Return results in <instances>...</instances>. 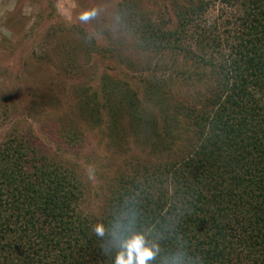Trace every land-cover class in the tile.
I'll return each instance as SVG.
<instances>
[{
  "label": "trees",
  "instance_id": "16d2710c",
  "mask_svg": "<svg viewBox=\"0 0 264 264\" xmlns=\"http://www.w3.org/2000/svg\"><path fill=\"white\" fill-rule=\"evenodd\" d=\"M218 3L220 26L206 21ZM119 17L142 61L127 60L128 78L104 74L98 92L80 87L82 118L165 157L118 175L102 210L86 213L75 168L31 134L2 136L0 264H115L95 229L127 208L161 262L183 247L204 264H264V0H172L155 11L126 0Z\"/></svg>",
  "mask_w": 264,
  "mask_h": 264
},
{
  "label": "rangeland",
  "instance_id": "374dc122",
  "mask_svg": "<svg viewBox=\"0 0 264 264\" xmlns=\"http://www.w3.org/2000/svg\"><path fill=\"white\" fill-rule=\"evenodd\" d=\"M125 1L0 0V138L16 131L31 134L35 144L75 168L86 182V213L102 210L118 175L165 157L153 154L143 138L113 142L102 136L83 120L79 107L80 87L98 92L104 74L128 78L127 60L142 61L134 34L119 17ZM134 1L155 11L172 0ZM221 6L211 7L208 23L226 21ZM76 28L101 52L87 46ZM112 47L118 54L109 52ZM175 97L189 103L191 94L181 89ZM89 167L96 170L95 180L88 179Z\"/></svg>",
  "mask_w": 264,
  "mask_h": 264
},
{
  "label": "clouds",
  "instance_id": "9594fccd",
  "mask_svg": "<svg viewBox=\"0 0 264 264\" xmlns=\"http://www.w3.org/2000/svg\"><path fill=\"white\" fill-rule=\"evenodd\" d=\"M87 175L89 180H95V168L89 167ZM135 221V211L127 208L114 217L110 227L95 229L96 235L105 240L106 250L115 252V264H204L202 257L183 247L170 251L161 262L159 244L149 243L147 235Z\"/></svg>",
  "mask_w": 264,
  "mask_h": 264
}]
</instances>
